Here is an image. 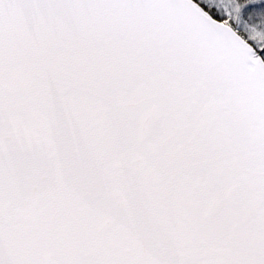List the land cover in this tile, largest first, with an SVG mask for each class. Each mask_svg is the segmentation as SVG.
Returning a JSON list of instances; mask_svg holds the SVG:
<instances>
[{"label":"snow or ice","instance_id":"obj_1","mask_svg":"<svg viewBox=\"0 0 264 264\" xmlns=\"http://www.w3.org/2000/svg\"><path fill=\"white\" fill-rule=\"evenodd\" d=\"M0 264H264V0H0Z\"/></svg>","mask_w":264,"mask_h":264}]
</instances>
